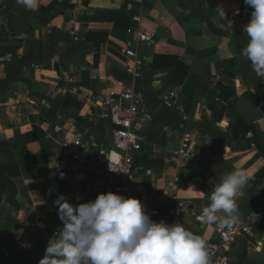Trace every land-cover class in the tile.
I'll list each match as a JSON object with an SVG mask.
<instances>
[{
    "label": "crops",
    "instance_id": "crops-1",
    "mask_svg": "<svg viewBox=\"0 0 264 264\" xmlns=\"http://www.w3.org/2000/svg\"><path fill=\"white\" fill-rule=\"evenodd\" d=\"M252 10L244 0H41L31 11L0 0V167L18 202L0 188L1 264H39L63 227L56 198L73 205L84 198V171L63 145L104 147L115 127L101 119L99 103L124 87L146 108L136 164L154 176L137 192L163 212L189 209L172 223L208 244L219 224L197 217L223 176L243 170L249 183L237 197L239 221L252 213L259 220L230 243L228 256L264 264V80L241 55ZM137 34L149 41L136 46ZM130 46L142 72L136 81L126 72ZM185 139L190 156L172 161Z\"/></svg>",
    "mask_w": 264,
    "mask_h": 264
},
{
    "label": "clouds",
    "instance_id": "clouds-1",
    "mask_svg": "<svg viewBox=\"0 0 264 264\" xmlns=\"http://www.w3.org/2000/svg\"><path fill=\"white\" fill-rule=\"evenodd\" d=\"M40 2L17 0L31 11H37ZM244 4L253 10L244 26L247 43L241 55L255 75L264 80V0H244ZM248 183L243 170L224 175L197 219L202 224L228 228L237 224V197ZM54 203L63 227L48 240L39 264H210L207 241L202 235L179 222L154 221L138 198L108 191L98 194L94 201L77 205L61 194Z\"/></svg>",
    "mask_w": 264,
    "mask_h": 264
},
{
    "label": "built area",
    "instance_id": "built-area-1",
    "mask_svg": "<svg viewBox=\"0 0 264 264\" xmlns=\"http://www.w3.org/2000/svg\"><path fill=\"white\" fill-rule=\"evenodd\" d=\"M135 41L136 46L140 47L149 38L146 34H137ZM126 57L127 74L135 81L139 80L142 72L136 47H128ZM99 106L101 119L115 127L107 146L95 148L91 142L77 139L64 144L62 149V154L70 163L76 169L84 171L86 186L81 203L94 201L98 194L112 191L138 198L146 206L151 218L157 222L172 224L174 217L180 218L183 214L190 213L189 209L180 207L173 212H163L159 206L151 203L147 191L137 192L138 186H147L154 176L151 170H143L136 164L137 159L142 156L145 143L138 128L146 112L141 95L129 87H124L118 94L104 98ZM189 146V140L185 139L174 150L172 161L185 160L190 156ZM258 220V214L252 213L230 228L217 226L214 238L207 244L210 264H233L228 256L230 243L237 237L249 234L251 226ZM58 230L56 228L52 236Z\"/></svg>",
    "mask_w": 264,
    "mask_h": 264
},
{
    "label": "trees",
    "instance_id": "trees-1",
    "mask_svg": "<svg viewBox=\"0 0 264 264\" xmlns=\"http://www.w3.org/2000/svg\"><path fill=\"white\" fill-rule=\"evenodd\" d=\"M173 64L175 65V68H180V69L182 68V69H184L183 65L179 62L178 59H176V60L173 62ZM184 72H185V71H184ZM185 74H186V73H185ZM183 80H184V78H183L182 80H180L179 83H182ZM220 89H221V90H224L223 87H221ZM228 97H229V96H228ZM228 97H226V99H227ZM224 99H225V97H224ZM259 104H262V103H259ZM259 104H258V105H259ZM218 106H220V107L222 108V110L224 109V108L221 106L220 103H218ZM41 135H43V134H41ZM4 170H6L5 167H0V188H4V189H6V192L9 194V196H8V200H9L12 204H14L15 206L18 207V202H17V199H16V196H17V189H16V187H15V185H14V183H13V180H11V179H9V178H8V180L5 179V176L3 175ZM10 174H11V175H15L16 173L10 172ZM1 175H2V178H1ZM5 180H6V181H5ZM4 184H5V185H4ZM1 201H2V198H0V203H1ZM1 263H2V260L0 259V264H1Z\"/></svg>",
    "mask_w": 264,
    "mask_h": 264
},
{
    "label": "water",
    "instance_id": "water-1",
    "mask_svg": "<svg viewBox=\"0 0 264 264\" xmlns=\"http://www.w3.org/2000/svg\"><path fill=\"white\" fill-rule=\"evenodd\" d=\"M107 143H108V142H106V144L104 145V148L106 147ZM192 168H193L194 170H198V169H199V164H198L197 160H195V161L192 163Z\"/></svg>",
    "mask_w": 264,
    "mask_h": 264
}]
</instances>
